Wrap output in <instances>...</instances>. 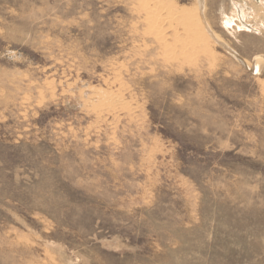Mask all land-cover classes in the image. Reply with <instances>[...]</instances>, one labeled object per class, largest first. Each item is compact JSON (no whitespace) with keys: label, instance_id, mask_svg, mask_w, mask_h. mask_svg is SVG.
Returning <instances> with one entry per match:
<instances>
[{"label":"rangeland","instance_id":"obj_1","mask_svg":"<svg viewBox=\"0 0 264 264\" xmlns=\"http://www.w3.org/2000/svg\"><path fill=\"white\" fill-rule=\"evenodd\" d=\"M0 264H264V0H0Z\"/></svg>","mask_w":264,"mask_h":264},{"label":"bare ground","instance_id":"obj_2","mask_svg":"<svg viewBox=\"0 0 264 264\" xmlns=\"http://www.w3.org/2000/svg\"><path fill=\"white\" fill-rule=\"evenodd\" d=\"M154 2V1H153ZM161 3V2H160ZM166 5V4H165ZM154 7V6H153ZM164 8V7H163ZM167 8V7H166ZM161 9V8H160ZM154 12V11H153ZM165 12V11H164ZM164 12L162 11V10H160V12L158 11L157 13H152V16H154V18H155V21H154V31L156 32V34H157V36L158 37H160L159 39H161V41H163V39H164V30H163V28H162V22H157L158 21V19L161 17V15H162V13L164 14ZM166 14H167V16L169 17L170 16V14L172 13V14H174L173 12H174V9L172 8V7H168L167 9H166ZM177 12H179V11H177ZM178 15V14H177ZM174 16V15H173ZM164 17V16H163ZM152 18V17H151ZM150 18V19H151ZM162 18V17H161ZM160 18V21L162 20ZM193 18V17H192ZM195 18V17H194ZM165 19H166V17H165ZM153 19H151L150 21H152ZM179 21V20H178ZM183 21V23L185 24V27H188L189 26V24L190 23H193L194 21L193 20H191L190 18H184V20H182ZM173 22V21H172ZM177 22V21H176ZM180 24V23H179ZM183 24V25H184ZM153 26V25H152ZM196 26V25H195ZM191 28H193V27H191ZM190 31V30H189ZM178 33V32H177ZM179 34V33H178ZM179 38V37H178ZM177 38V39H178ZM164 43H166V42H164ZM181 43V42H180ZM185 46V45H184ZM185 47H187V46H185ZM186 49V48H185ZM105 101V100H104Z\"/></svg>","mask_w":264,"mask_h":264}]
</instances>
